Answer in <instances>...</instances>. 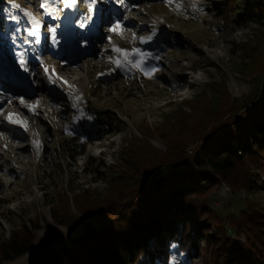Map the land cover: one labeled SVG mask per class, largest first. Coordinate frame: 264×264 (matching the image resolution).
I'll return each mask as SVG.
<instances>
[{"label":"rangeland","instance_id":"374dc122","mask_svg":"<svg viewBox=\"0 0 264 264\" xmlns=\"http://www.w3.org/2000/svg\"><path fill=\"white\" fill-rule=\"evenodd\" d=\"M217 1L73 0L67 7L68 0H42L40 7L49 3L42 13L35 8V0H0V8H5L0 10V55L6 54L13 67L24 69L27 76H36L39 81L38 87L25 96L13 97L1 90L0 99L15 106L7 115L19 114L27 121V130L16 127L31 141H36L39 130L42 142L40 156L38 149L31 150L16 163L7 154L9 139L0 134L4 165L0 168V239H6L21 222L37 224L28 251L2 264H41L79 235L83 223L94 230L99 228L95 215L83 217L73 206L75 217L70 222L55 223L51 202L62 190L76 195L88 186L103 193L106 185L101 172L114 163L124 140L138 135L139 121L151 125L159 122L163 112L193 98L205 84L221 79L239 107H248L264 95V73L255 79L245 75L247 55L240 46H256L264 27L223 22ZM96 7L101 27L97 26L90 36V30L82 29H93L91 11ZM13 21H17V27L11 31L8 25ZM117 24L121 28L111 31ZM71 34L81 36L77 51L66 45ZM84 57L88 62L81 67V81L70 83L71 95L67 98L66 91L50 82L52 66H47L48 60L69 65ZM117 63L121 66L116 67ZM61 78L75 80L70 73ZM39 93L42 99L34 113L19 104L21 99L28 103ZM75 133L85 138L75 152L68 154L61 144ZM151 143L164 150L158 141ZM99 166L103 168L98 170ZM259 175L264 182V172ZM247 199L264 208V184L260 190L232 193L220 183L211 193L209 205L225 218L245 209ZM225 227L232 234L229 226ZM173 250V244L165 240L158 263H200V248L191 258ZM139 264L153 263L144 257Z\"/></svg>","mask_w":264,"mask_h":264},{"label":"trees","instance_id":"16d2710c","mask_svg":"<svg viewBox=\"0 0 264 264\" xmlns=\"http://www.w3.org/2000/svg\"><path fill=\"white\" fill-rule=\"evenodd\" d=\"M217 12L223 22L264 27V0H218ZM11 25L16 30L17 21ZM240 46L247 55L245 75L261 76L264 32L256 46ZM137 133L101 172L103 193L88 186L76 195L62 190L51 202V218L59 225L75 217L72 206L101 225L94 230L83 223L79 235L41 264H139L144 257L159 264L165 240L185 258L200 248L199 264H264V208L247 199L245 209L222 218L209 205L220 183L232 193L262 188L264 95L239 107L224 79L207 83L163 112L159 122L139 121ZM75 134L61 144L68 154L85 138ZM35 229L37 224L21 222L0 239V264L25 254Z\"/></svg>","mask_w":264,"mask_h":264},{"label":"bare ground","instance_id":"6f19581e","mask_svg":"<svg viewBox=\"0 0 264 264\" xmlns=\"http://www.w3.org/2000/svg\"><path fill=\"white\" fill-rule=\"evenodd\" d=\"M41 2L42 0H35V5H36L35 8L38 11H41L42 13H44L46 12L47 6L49 3L44 2L42 4L43 6L40 7ZM87 62H88V59L85 57L69 65H64L62 62H59V61L54 63L53 61L48 60L47 66H52L50 67V70H49V73H50L49 77H51V79L55 81L59 89L62 88L63 91L67 92V98L70 97L71 95L70 83L71 82L79 83L81 81V76H80L81 67L84 63H87ZM10 64H11L10 62L9 64L8 63L1 64L0 70L2 71L1 72L2 76L8 77V75L9 76L16 75L15 73H11L13 71H11L10 73L9 72L5 73V71H8L10 69L16 70L14 67L11 68ZM109 69L111 71L115 70L111 68ZM67 73L74 75L75 80L70 81L68 78L66 79L61 78L62 76L67 75ZM34 78H36V76H34ZM105 79H107V77L103 78V80ZM9 81L7 79L0 77V86H3L4 91L7 94L11 95L10 94L11 91L10 89H8V87H10L13 83H12L11 78H9ZM14 94H16V91H14ZM54 97L55 96L52 95L50 98L53 99ZM41 99H42V95L39 93L35 95L32 99L27 100V102L31 104H35L38 100H41ZM2 100H6V99H2ZM43 108L48 109L46 105H43ZM14 109H15V106L8 104L4 101H1L0 99V134L3 137H7L9 139L6 142L8 145L7 154L9 156H12V160L17 163V162H22L24 158L26 157V155L31 153V150L34 152H37V149L41 147L40 144L42 145V142L39 141L41 138V134H40L41 132L39 130H37L36 132V141L40 143L37 146V144L34 143V141H31V139L28 137V135L24 131L16 127L17 125H10L7 123L4 117L7 116L8 112L14 111ZM87 144L89 143H86L85 146H87ZM84 148L85 147L83 146L81 151H84ZM40 154L41 153H39V149H38L37 156H40ZM2 167H4V165L0 159V168Z\"/></svg>","mask_w":264,"mask_h":264},{"label":"snow or ice","instance_id":"6c2138e0","mask_svg":"<svg viewBox=\"0 0 264 264\" xmlns=\"http://www.w3.org/2000/svg\"><path fill=\"white\" fill-rule=\"evenodd\" d=\"M72 3H73V0H68V2L66 3V6L67 7H71L72 6ZM13 7H18V5H13ZM121 28V25L120 24H117L113 29H111V31L113 32H116L117 29H120ZM133 38L136 39V33H133ZM141 42H143V38L140 37L139 38ZM37 43H39V41H37ZM116 52H120V49H115ZM135 51V50H134ZM142 55L144 56H147V53H143ZM121 65L119 63L116 64V67H120ZM45 73L47 74L48 72V69L45 68ZM155 69H152V71H154ZM49 80L51 83H55L54 80L51 79V77H49ZM78 99V98H77ZM19 104L24 107V108H27L29 111H32L34 113V110L35 108L39 105V101H37L35 104H31V103H26V101L24 99H21L19 101ZM4 119L7 121L8 124L10 125H18L22 128H25V130H27L26 128V125H27V121L26 120H23L20 118V115L19 114H12V113H9L7 116L4 117ZM5 139H7V137H4ZM34 143L37 144V146L39 145V142L38 141H34Z\"/></svg>","mask_w":264,"mask_h":264}]
</instances>
